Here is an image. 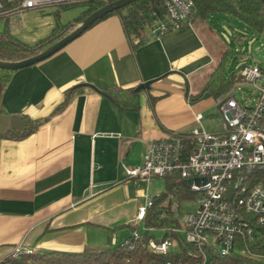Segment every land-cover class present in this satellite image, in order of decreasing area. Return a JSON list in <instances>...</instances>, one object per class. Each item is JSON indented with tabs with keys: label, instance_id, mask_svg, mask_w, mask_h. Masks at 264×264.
<instances>
[{
	"label": "crops",
	"instance_id": "1",
	"mask_svg": "<svg viewBox=\"0 0 264 264\" xmlns=\"http://www.w3.org/2000/svg\"><path fill=\"white\" fill-rule=\"evenodd\" d=\"M55 12L28 11L10 32L34 46L54 29ZM81 12L60 13L59 21L70 23ZM26 16L38 21L21 37ZM107 20L0 83V135L22 130L27 119L45 120L20 141L0 139V259L17 246L79 254L107 244L111 228L131 231L142 198L124 168L142 166L150 142L188 131L202 114L189 103V84L210 69L213 56L196 28L147 34L132 48L121 21ZM143 82L150 86L137 92V111L120 112L104 95Z\"/></svg>",
	"mask_w": 264,
	"mask_h": 264
},
{
	"label": "built area",
	"instance_id": "2",
	"mask_svg": "<svg viewBox=\"0 0 264 264\" xmlns=\"http://www.w3.org/2000/svg\"><path fill=\"white\" fill-rule=\"evenodd\" d=\"M113 0H0V21L11 28L15 18L34 9L109 4ZM163 21L148 26L155 37L170 28L189 23L195 7L192 0H161ZM241 82L254 89L256 102L241 106L231 95L218 106L221 123L217 132L202 126L204 116L195 114L188 131L150 142L142 166L125 167L133 184L146 182L138 190L145 200L134 219L129 237L110 244L125 256L108 264H238L241 257L264 263V68L244 65ZM153 178L179 183L197 208L181 215L174 225L145 223L154 206L147 188ZM179 189L174 187V192ZM158 217V221L163 219ZM163 230L156 241L152 232ZM172 248L179 252L170 253ZM17 246L13 256L31 253ZM4 259H0V264Z\"/></svg>",
	"mask_w": 264,
	"mask_h": 264
},
{
	"label": "trees",
	"instance_id": "3",
	"mask_svg": "<svg viewBox=\"0 0 264 264\" xmlns=\"http://www.w3.org/2000/svg\"><path fill=\"white\" fill-rule=\"evenodd\" d=\"M116 1V0H113ZM111 1V2H113ZM195 10L191 16L189 23L179 25V29H183L190 25L194 28L205 26L207 18L215 13L225 15L228 18H234L241 22L244 26H247L251 32L256 34H261L264 32V5L258 0H192ZM105 6L102 3H87L79 4L75 6H64L56 9L55 12V27L51 31L48 38L35 44L34 46H29L24 44L22 41H18L10 32V27L7 23H4L2 29H0V61L2 62H20L22 60L33 58L35 55L47 50L53 44L59 42L66 34L71 32L75 26H77L83 19L93 14L95 11L99 10L101 7ZM70 8H81L82 12L80 15L70 23H65L64 25L59 21V15L62 10ZM126 9L124 15H121V11ZM112 15L121 16V24L123 25L124 32L126 36L132 42V48L139 47L143 43L144 28L148 27L155 21H163L165 18V10L163 8L161 0H138L135 1L123 9L109 13V15L104 16L102 19L96 21L95 23L105 20ZM94 23V24H95ZM207 28V27H206ZM172 28L168 32H170ZM167 32V33H168ZM134 42V43H133ZM229 56L228 51L224 50L221 54L217 65L211 72L209 78L205 81L201 93H207L212 97L214 103L218 107L223 103L229 96L232 87L235 83L241 82L240 76L226 75L224 69L225 65L228 63ZM14 73V71H0V83L5 84L9 76ZM76 88H72L66 91L65 102L59 107V110L63 109L67 103V100L71 97L73 91ZM133 88H127L122 90L119 88H111V90L104 91V95L111 100L120 112L127 111H137L139 108L138 93L134 91ZM192 95L190 96V98ZM45 120L30 121L26 120L22 130H7L4 134L0 135V139H10L14 141H20L23 138L30 136L35 133L37 128ZM179 183L171 182L167 180V188L171 191L177 200H181L189 197L186 191L180 189ZM174 187H176L178 192H174ZM158 200L153 202L154 206L147 212L145 223L149 225H167L168 222L163 223V221H158L157 204ZM119 227L111 228L108 230V242L111 241L115 232ZM132 229V228H131ZM65 256V253L55 252V254L45 253L42 251H35L31 253H25L18 256L10 255L4 258L1 264H57L58 262L54 260V255ZM94 256V261L98 264H108L111 260H116L125 256L124 252H120L116 249L115 253H111L109 250L101 249L100 252H96ZM72 255V254H71ZM75 256H79L75 254ZM238 264H259L257 262H251L244 257H241ZM84 264H87L85 262ZM264 264V263H263Z\"/></svg>",
	"mask_w": 264,
	"mask_h": 264
},
{
	"label": "rangeland",
	"instance_id": "4",
	"mask_svg": "<svg viewBox=\"0 0 264 264\" xmlns=\"http://www.w3.org/2000/svg\"><path fill=\"white\" fill-rule=\"evenodd\" d=\"M76 10L79 9L70 8L62 10L60 13L61 15H64L67 12L65 15L68 16L70 13H75ZM125 12L126 9L121 11V15H124ZM15 19L17 21L19 18ZM120 19V15H112L109 16L107 22H120ZM37 21L38 19L31 20L30 17H24L23 22L26 28L20 36L22 37L30 31H33L32 29L35 27L34 22L37 23ZM206 24L211 30L202 25L197 27L196 30L198 35L203 38L209 52H211L213 56V63L210 69L207 70L202 77L192 78L191 82L193 83L190 82L189 84L190 94L192 95L189 99V103H197V108H199V111H201L204 115L202 122L203 127H205L208 131L217 132L219 128L218 126L221 123V115L220 112H218V107L214 103L212 97H210L207 93H201L202 87L217 65V61L224 50L228 51L229 56L228 63L225 65L226 67L224 69L226 75L234 74L239 76L243 66H247L249 64H257L258 66H261V68H264V32H261V34L253 33L247 26H244L236 19L228 18L227 16L218 13L210 15L206 20ZM3 26V23L0 21V29H2ZM144 34H150V29L148 27L144 28ZM230 93L241 106H251L257 100L254 89L250 84L244 85L242 82H237L232 87ZM133 185V190L137 191L141 189L144 190L147 183L144 182ZM147 188L149 189L150 194L149 200H152L153 202L155 200L159 201L157 204V215L160 217L159 220L167 219L163 221V223L168 222V224L174 225L173 223L178 221L181 215L193 212L198 206L195 202V196L177 200V198L174 197L171 191L167 188V179L165 178L151 179ZM134 195L137 197L135 193ZM145 200L137 198L136 202L145 207ZM130 222V224L134 223V221ZM154 224V226H156L157 223L154 222ZM156 229H158L157 226ZM130 232L131 231L126 230L124 232L116 233L113 238H116L117 243H121L123 237L125 238L130 236ZM164 233L165 232L160 229L152 232L151 235L155 237L156 241H161V239L165 236ZM105 243L106 242L103 241L100 245H87L85 249H83L82 253L79 254L73 252L66 253L60 250L57 251L56 249L54 251L50 249H41V251L51 254H55V252L67 254L65 256L58 254L54 255L53 258L58 262L57 264H84L85 262H87V264H98L94 261L96 252H100L101 249L105 248L111 253L116 252V247H112L110 242L107 244ZM22 248V250H31L28 249V247ZM175 252L178 253L179 249L172 248L170 251V253ZM75 254L79 256H75Z\"/></svg>",
	"mask_w": 264,
	"mask_h": 264
},
{
	"label": "water",
	"instance_id": "5",
	"mask_svg": "<svg viewBox=\"0 0 264 264\" xmlns=\"http://www.w3.org/2000/svg\"><path fill=\"white\" fill-rule=\"evenodd\" d=\"M138 1V0H116L113 2H110L109 4L101 7L99 10L95 11L93 14L89 15L85 19H83L76 27L74 30L69 32L68 34L65 35L59 42L53 44L50 46L49 49L35 55L33 58H28L25 60H22L20 62H2L0 61V71H17L20 70L21 68H26L35 65L36 63L46 60L50 58L51 55L55 54L56 52L60 51L76 39L77 37L80 36L84 31H86L88 28L94 25V23L100 19H102L104 16L109 15V13H113L115 11L123 9L125 6ZM264 5V0H258ZM150 86V83L148 82H143L141 83L140 86L135 88V92H139L142 89H148Z\"/></svg>",
	"mask_w": 264,
	"mask_h": 264
}]
</instances>
